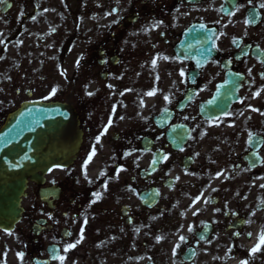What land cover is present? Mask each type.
<instances>
[{"label": "flooded vegetation", "instance_id": "flooded-vegetation-1", "mask_svg": "<svg viewBox=\"0 0 264 264\" xmlns=\"http://www.w3.org/2000/svg\"><path fill=\"white\" fill-rule=\"evenodd\" d=\"M7 1L0 29L63 33V75L61 86L45 78L33 47V83L16 76L5 81L7 95L0 89V125L31 95L72 107L82 134L73 166L30 186L17 228L22 258L264 264V246L250 255L264 233V0ZM191 26L204 27L213 52L200 68L175 53ZM224 83L236 102L224 116L202 119L200 104ZM186 94L192 99L176 110ZM162 111L171 120L157 128ZM176 126L189 131L181 150L170 144L181 142L170 136ZM151 192L157 200L148 207ZM69 244L76 246L65 252Z\"/></svg>", "mask_w": 264, "mask_h": 264}, {"label": "water", "instance_id": "water-1", "mask_svg": "<svg viewBox=\"0 0 264 264\" xmlns=\"http://www.w3.org/2000/svg\"><path fill=\"white\" fill-rule=\"evenodd\" d=\"M192 38V39H191ZM200 53L198 38H186ZM80 136L72 112L62 106L28 104L13 113L0 129V229L11 230L28 181L55 166L74 160Z\"/></svg>", "mask_w": 264, "mask_h": 264}, {"label": "rangeland", "instance_id": "rangeland-1", "mask_svg": "<svg viewBox=\"0 0 264 264\" xmlns=\"http://www.w3.org/2000/svg\"><path fill=\"white\" fill-rule=\"evenodd\" d=\"M0 34H3V38L0 40V46L1 44L3 43L4 41V38L6 35H8L9 33H3V32H0ZM36 34L37 35H42V34H45V31H42V30H36ZM29 33L28 32H25L22 36H21V40H28L27 43L24 44L23 46V54L27 57L28 59V62L29 64H27V66L23 67V71L24 73L27 75V76H31L33 77V39L30 40L29 38ZM61 44H60V41L58 40V44L57 46L59 47ZM20 46L19 45H14V46H11L10 48H8V56L12 57L14 56L15 54H17L18 50H19ZM49 49V48H48ZM56 55H57V51H53L51 53H49V59L51 62H54L55 59H56ZM56 66H49L47 68H44L45 70L42 72V74L45 76V78H48L50 80H52L53 84L55 86H61V79H62V68H55ZM21 73V72H20ZM12 238V239H11ZM15 238V235L14 236H11V237H6L5 240L6 242L9 241L10 245H9V248H15V246H13L11 243L13 241V239ZM19 250H15L13 252V255L14 257H12V260H8L7 257L2 261V258L4 255H6V251L2 250L1 249V252H0V264L2 263H9L10 261L12 262H17V252Z\"/></svg>", "mask_w": 264, "mask_h": 264}, {"label": "snow or ice", "instance_id": "snow-or-ice-1", "mask_svg": "<svg viewBox=\"0 0 264 264\" xmlns=\"http://www.w3.org/2000/svg\"><path fill=\"white\" fill-rule=\"evenodd\" d=\"M0 3H4V0H0ZM222 7H223V6H222ZM261 7L264 8V4H262ZM230 14H233V15H234V13H230ZM249 23H250L249 20H245V24H246V25L249 24ZM202 28H203V26H202ZM153 65H155V61H153ZM61 75H63V73H61ZM181 75L183 76L184 73L181 72ZM56 91H57V89H56V88H53L52 91H51V93H50V95H55ZM88 94H89V95H92L91 93H88ZM154 94H155L154 92H149V93H147V95H149V96H152V95H154ZM256 95H259V93H257ZM165 100H168V97H165ZM253 111H258V110H257V109H253ZM262 114H264V113H262ZM186 119H187V117H186ZM108 126H111V121H109V125H108ZM106 133H107V127H105V129H104V131L101 133V135H104V134H106ZM250 135H251V134H250ZM99 141H100V137L98 136V137H97V143H99ZM94 154H95V147H93V149H92V153L89 155L88 159L91 160L92 155H94ZM153 163H155V161H153ZM86 166H87V161L85 162V168H86ZM157 194H158V193H157ZM94 195H96V196L98 197V196H99V193H96V194H94ZM95 202H96V201L94 200L93 203H95ZM206 202H207V201H206ZM194 215H195V213H194ZM86 222H87V221H85V223H86ZM189 231H190V232L192 231V226H189ZM9 234H11V233H9ZM237 235H239V234L237 233ZM248 235L250 236L251 233H249ZM82 239H83V229H81V240H82ZM160 239H161L160 237H157V241H158V242H159ZM180 241H181V242H184V241H185V237H180ZM77 243H80V241H77ZM75 246H76L75 244H69V245H67V246L65 247L64 251L67 252V251H69L70 249L75 248ZM262 246H264V233H261V234H260L258 243L256 244L255 247H253V248L250 250V255H254V254L257 253L258 251H261V250H262ZM178 248H179V245H176L175 248L173 249L174 254H175V252H176V249H178ZM22 255H23V254H20L21 258H22ZM54 258L58 259V260L61 262V264H63L64 260L66 259V257H64V256H59V257H54ZM241 264H247V261H242Z\"/></svg>", "mask_w": 264, "mask_h": 264}]
</instances>
